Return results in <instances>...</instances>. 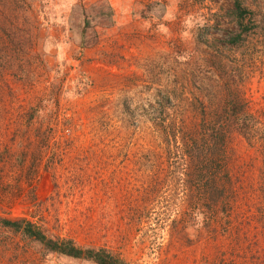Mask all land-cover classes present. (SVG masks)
I'll list each match as a JSON object with an SVG mask.
<instances>
[{
  "label": "rangeland",
  "instance_id": "374dc122",
  "mask_svg": "<svg viewBox=\"0 0 264 264\" xmlns=\"http://www.w3.org/2000/svg\"><path fill=\"white\" fill-rule=\"evenodd\" d=\"M243 2L233 45L235 0H0V264H94L3 219L129 264H264V0ZM236 96L254 131L228 138L225 211L170 142Z\"/></svg>",
  "mask_w": 264,
  "mask_h": 264
},
{
  "label": "trees",
  "instance_id": "16d2710c",
  "mask_svg": "<svg viewBox=\"0 0 264 264\" xmlns=\"http://www.w3.org/2000/svg\"><path fill=\"white\" fill-rule=\"evenodd\" d=\"M233 16L237 19L240 31L230 34L229 42L237 45L246 34L255 29V19L253 18L254 12L250 10L243 2V0H235L234 8L232 9ZM90 25V21L85 22ZM83 29V35L86 34L87 26ZM245 102L238 99L237 96L230 101V106L226 107V114H215L213 117L206 116L203 118L199 129L189 134L178 135L176 129L171 134L170 143L174 142L180 144L183 148L184 154L188 159V166H191L192 173L198 177L212 178L213 182L219 184V188L211 190V203L218 205L219 201L226 205L225 211L230 200H227V189L222 183L221 178H217L220 171L225 170V151L228 143V138L233 132H242L244 135H249L254 131L253 125L246 123L242 114L245 110ZM230 108V109H229ZM223 111L225 112L224 108ZM228 114V116H227ZM192 134V135H191ZM170 135V134H169ZM191 135V136H190ZM180 136V137H179ZM190 136V137H189ZM213 150L215 155L220 154L219 161L215 160V164H211ZM215 165L216 173L211 172V167ZM213 175V176H211ZM225 177L230 180L229 172L226 171ZM212 191L218 192L216 196ZM207 203V200H205ZM208 207L212 205L208 204ZM5 228L14 230L38 242L45 251L51 254H58L60 256L71 257L80 260H86L94 264H129L124 258L115 254L112 250L105 247H97L92 245H79L73 238H55L45 233L37 224L26 220H1Z\"/></svg>",
  "mask_w": 264,
  "mask_h": 264
}]
</instances>
